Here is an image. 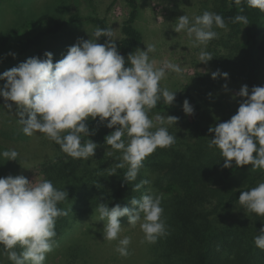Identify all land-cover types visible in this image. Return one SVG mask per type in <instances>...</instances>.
<instances>
[{
	"label": "clouds",
	"instance_id": "clouds-1",
	"mask_svg": "<svg viewBox=\"0 0 264 264\" xmlns=\"http://www.w3.org/2000/svg\"><path fill=\"white\" fill-rule=\"evenodd\" d=\"M247 4L264 12V0H247ZM234 21L247 23V18L238 15ZM214 26L224 28L223 17L205 11L191 20L186 14L180 16L173 29L194 37L197 46L203 45L199 60L207 63L213 57L205 48L218 37ZM93 36L95 39H81L70 46L67 54L55 63L53 54L45 52V58L31 57L3 72L0 81L6 83L0 87V96L8 109L13 108V103L16 106L25 135L43 133L75 159L94 157L98 147L90 138L82 142V134L88 137L93 134L86 121L98 117L101 123L106 122V127L115 130L105 137V143L122 152V162L117 167L127 165L123 176L125 182L131 183L137 179L147 156L158 147H170L176 142L164 125L177 122L178 118L161 114L150 118L148 112L161 99L173 104L176 92L161 87L160 82L168 72L182 75V68L168 61L155 67L150 58L156 51L153 44H145L146 51L138 48L125 59L110 28H97ZM102 36L109 38L104 44L98 42ZM211 75L213 79L229 76L220 70ZM236 95L245 99L230 120L209 128V133H214L209 147L221 151L225 168H231L234 162L237 167L251 165V172H255L264 169V87L255 86L250 94L244 85ZM183 110L187 115L194 113L188 100L184 101ZM125 135L127 142L122 139ZM0 155L7 161H15L19 154L5 150ZM149 184L144 179L133 191ZM68 196L67 191L56 189L49 180L33 185L23 175L0 178V246L13 264H44L55 243L56 219L67 215L57 205ZM238 199L246 213L264 216V182L242 191ZM130 203L132 208L99 203L95 209L99 221L105 222L104 240H118L116 251L121 256L128 255L131 243L130 237L120 238L121 217L127 216L131 227L139 222L148 243H155L167 234L158 196L149 190L139 198H132ZM254 244L264 250V227L254 237Z\"/></svg>",
	"mask_w": 264,
	"mask_h": 264
},
{
	"label": "trees",
	"instance_id": "trees-1",
	"mask_svg": "<svg viewBox=\"0 0 264 264\" xmlns=\"http://www.w3.org/2000/svg\"><path fill=\"white\" fill-rule=\"evenodd\" d=\"M124 1L129 12L122 23V38L115 44L127 59L129 53L141 48L144 38L137 27L139 1ZM85 2L91 14L74 13L64 20L54 17L29 20L27 25L5 33L2 47L9 53L27 58L46 39L67 35L74 26L92 24L96 28H109L107 20L98 15L94 0ZM213 12L223 17L225 27H213L218 37L208 42L205 48L213 57L210 65L215 70L228 73L226 81L241 87L247 85L250 94L253 87H264L261 76L264 12L250 7L247 0H239L238 3L236 0H216ZM238 15L245 16L247 23L234 21ZM108 39L103 37V43ZM217 88V83L210 78L195 76L173 91L176 99L172 105L161 99L148 112V115L178 118L176 123L165 126L169 134L176 137V142L170 147H158L147 156L137 179L131 183L125 182L123 176L127 165L117 167L122 157L105 154L106 150L114 151L106 145L105 137L115 129L105 127L98 119L86 121L93 133L90 137L82 134V142L90 138L98 145L97 150H101L87 160L65 154L45 134L38 135L37 141L24 146L29 153L44 147L41 154L30 153L29 158L41 160L44 180L51 181L56 189L69 194V199L57 205L67 215L56 219L54 240L71 229L75 218L91 213L99 203L130 208L132 198H139L149 190L152 194L154 189L161 200V219L167 232L152 243L157 264H264V250L254 244V237L264 227V216L251 213L243 222L234 221L240 193L252 189L264 173L252 177L244 187L225 186L235 170L223 166L224 160L218 148L209 147L210 140L214 138L209 128L230 120L237 112L227 116L220 109ZM185 100L194 108L192 115L183 110ZM122 139L127 142V135ZM144 179L150 184L133 191L135 185ZM3 260L4 264H13L8 256Z\"/></svg>",
	"mask_w": 264,
	"mask_h": 264
},
{
	"label": "rangeland",
	"instance_id": "rangeland-1",
	"mask_svg": "<svg viewBox=\"0 0 264 264\" xmlns=\"http://www.w3.org/2000/svg\"><path fill=\"white\" fill-rule=\"evenodd\" d=\"M138 1L140 17L137 27L144 38L140 49L146 51L145 44L155 45L156 51L150 54V58L155 61V67H160L163 62L168 61L182 68V75L168 72L160 82L161 87L173 92L190 82L193 77L203 75L217 83L216 93L220 98V109L227 116L237 112L240 103L245 99L236 95L242 87L226 81L222 75L213 79L211 73L217 70L210 65L209 61L203 63L199 60L200 51L204 46H197L194 37H189L186 32L177 33L173 29L180 16L186 14L191 20L200 12H213L216 0ZM94 4L98 15L106 19L108 27L112 29V38L115 41L120 40L122 38V23L129 12L125 1L94 0ZM74 13L89 15L92 11L85 0H0V74L18 66L21 62H25L28 58H45V52L53 54V62L55 63L62 59L67 54L68 48L75 45L79 40L95 39L93 33L97 28L92 24H82L72 27L71 32L67 35L46 39L44 44L27 58L11 55L13 53L10 54L2 47L4 34L12 29H19L23 24L27 25L29 20L43 17L64 20ZM98 42L104 44L103 36L99 38ZM221 73L223 72L221 71ZM261 76L264 80V60ZM4 83L6 81H0V87ZM4 105V98L0 96V153L5 150H15L19 155L15 161H7L0 155V178L9 175H23L33 185L38 184L44 180L42 162L33 157L29 158V156L41 154L44 147H40V151L36 150L34 153L31 151L30 155L24 146L37 141L38 135L43 133L35 132L32 136L25 135L14 103L11 110ZM155 115L157 114L149 115V117L153 118ZM96 119L99 120L98 117ZM102 124L106 127V122ZM167 125L169 124L164 126ZM159 126L157 125V127ZM96 151L101 150L96 149ZM105 154L106 156L119 155L122 157V152L119 150H106ZM251 167V165L237 167L233 162L231 169L235 170V173L225 186L238 189L246 186L252 177L264 173V169L251 172ZM261 182H264V177L259 179L254 187ZM152 192L153 195H157L154 189ZM237 208L238 214L234 220L236 222H243V219L252 213H246L240 203ZM120 220L122 224L120 238L130 237L131 239L127 256H121L116 251L118 240H104L105 222L99 221V214L94 210L82 217L75 218L71 229L60 238L55 239L52 251L46 254L44 264H157L152 243H148L144 239L140 223L138 222L135 227H131L127 216L121 217ZM7 256L3 247L0 246V264H4L3 259Z\"/></svg>",
	"mask_w": 264,
	"mask_h": 264
}]
</instances>
